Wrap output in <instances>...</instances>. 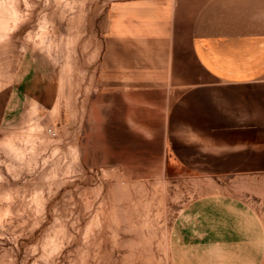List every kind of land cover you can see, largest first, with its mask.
<instances>
[{
  "label": "rangeland",
  "instance_id": "obj_1",
  "mask_svg": "<svg viewBox=\"0 0 264 264\" xmlns=\"http://www.w3.org/2000/svg\"><path fill=\"white\" fill-rule=\"evenodd\" d=\"M108 1L0 0V264H172L170 226L207 193L264 215L254 150L182 141L191 110L176 95L166 109L159 94L148 108L109 93ZM127 106L133 132L118 124Z\"/></svg>",
  "mask_w": 264,
  "mask_h": 264
},
{
  "label": "crops",
  "instance_id": "obj_2",
  "mask_svg": "<svg viewBox=\"0 0 264 264\" xmlns=\"http://www.w3.org/2000/svg\"><path fill=\"white\" fill-rule=\"evenodd\" d=\"M107 11L113 98L150 108L159 94L169 109L176 95L191 110L182 141L264 159V0H109ZM133 108L118 121L126 131ZM168 249L172 264H264V215L231 193L200 195L175 216Z\"/></svg>",
  "mask_w": 264,
  "mask_h": 264
},
{
  "label": "bare ground",
  "instance_id": "obj_3",
  "mask_svg": "<svg viewBox=\"0 0 264 264\" xmlns=\"http://www.w3.org/2000/svg\"><path fill=\"white\" fill-rule=\"evenodd\" d=\"M7 6V5H6ZM6 8V7H5ZM9 9V8H8ZM11 10H13V9H11ZM15 10V9H14ZM10 12V11H9ZM6 14V9H4V8H1L0 9V28H3L5 25H6V23H7V21L5 20V15ZM8 14V13H7ZM14 14H15V12H11L10 13V16H13L14 17ZM9 15V14H8ZM16 16V15H15ZM12 17V18H13Z\"/></svg>",
  "mask_w": 264,
  "mask_h": 264
}]
</instances>
